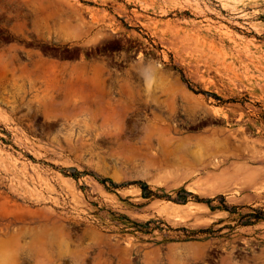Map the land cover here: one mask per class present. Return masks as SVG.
<instances>
[{
  "label": "rangeland",
  "instance_id": "obj_1",
  "mask_svg": "<svg viewBox=\"0 0 264 264\" xmlns=\"http://www.w3.org/2000/svg\"><path fill=\"white\" fill-rule=\"evenodd\" d=\"M0 264H264V0H0Z\"/></svg>",
  "mask_w": 264,
  "mask_h": 264
},
{
  "label": "flooded vegetation",
  "instance_id": "obj_2",
  "mask_svg": "<svg viewBox=\"0 0 264 264\" xmlns=\"http://www.w3.org/2000/svg\"><path fill=\"white\" fill-rule=\"evenodd\" d=\"M52 54L58 55L60 58H63V61H71L73 60V57L76 56L75 61L77 62H84L87 61L89 63L90 61L98 58L102 59H110L112 64L110 65L109 68V76L108 82L106 83L105 87L110 90V92L113 94L114 97L118 98L120 94V88L122 87V80L126 76V74L129 73L131 69V62L130 57H129V52L128 51H123L120 50L118 53H113L111 57H106V56H95L97 53V49L94 47H82V46H77L76 48L72 47H66V48H60L56 47L55 49H52L50 51ZM136 56V58H138ZM120 60V61H118ZM117 61V62H116ZM62 89L59 90L61 92ZM84 92L86 93L87 91L84 89ZM92 92V91H91ZM93 101H100L102 100L101 98H93L90 99ZM104 100V99H103Z\"/></svg>",
  "mask_w": 264,
  "mask_h": 264
},
{
  "label": "trees",
  "instance_id": "obj_3",
  "mask_svg": "<svg viewBox=\"0 0 264 264\" xmlns=\"http://www.w3.org/2000/svg\"><path fill=\"white\" fill-rule=\"evenodd\" d=\"M102 183H104V182H102ZM110 183H111V185H112L113 187H117V184H114V183L111 182V181H110ZM147 191H148V192H147ZM143 192H144V194H145L146 196H147V195L149 196L150 194L153 195V192L149 191V190H148V187H144V188H143Z\"/></svg>",
  "mask_w": 264,
  "mask_h": 264
},
{
  "label": "crops",
  "instance_id": "obj_4",
  "mask_svg": "<svg viewBox=\"0 0 264 264\" xmlns=\"http://www.w3.org/2000/svg\"><path fill=\"white\" fill-rule=\"evenodd\" d=\"M76 70V68H75ZM83 78L79 75L75 76L74 78L71 79V83H76V82H80ZM86 91L90 92L89 90L86 89Z\"/></svg>",
  "mask_w": 264,
  "mask_h": 264
},
{
  "label": "bare ground",
  "instance_id": "obj_5",
  "mask_svg": "<svg viewBox=\"0 0 264 264\" xmlns=\"http://www.w3.org/2000/svg\"><path fill=\"white\" fill-rule=\"evenodd\" d=\"M149 106V105H148ZM157 107V106H156ZM168 116V115H167ZM169 117V116H168ZM172 119V118H171ZM163 146H169V144L168 143H164V145Z\"/></svg>",
  "mask_w": 264,
  "mask_h": 264
}]
</instances>
